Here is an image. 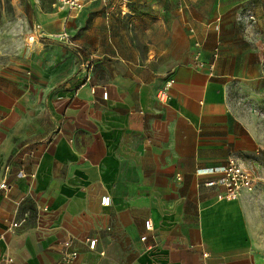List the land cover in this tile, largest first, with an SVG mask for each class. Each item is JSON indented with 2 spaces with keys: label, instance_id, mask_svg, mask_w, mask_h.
I'll use <instances>...</instances> for the list:
<instances>
[{
  "label": "crops",
  "instance_id": "crops-1",
  "mask_svg": "<svg viewBox=\"0 0 264 264\" xmlns=\"http://www.w3.org/2000/svg\"><path fill=\"white\" fill-rule=\"evenodd\" d=\"M168 2L38 14L0 76V264H56L69 241L72 264H262L264 0ZM231 157L255 179L235 198L199 176Z\"/></svg>",
  "mask_w": 264,
  "mask_h": 264
},
{
  "label": "rangeland",
  "instance_id": "rangeland-1",
  "mask_svg": "<svg viewBox=\"0 0 264 264\" xmlns=\"http://www.w3.org/2000/svg\"><path fill=\"white\" fill-rule=\"evenodd\" d=\"M167 0V8H168ZM181 6V3H178ZM65 10L60 0H0V76L13 75L15 71L21 69V65L27 62L24 52L27 48L37 43L30 42L31 35L34 34L37 26L38 14L42 12H56ZM264 41V36L262 37ZM264 104V101H263ZM258 119L263 124L264 129V105L256 107ZM264 160V151L262 153ZM262 193L258 197L257 203L260 208V220L262 223V264H264V177Z\"/></svg>",
  "mask_w": 264,
  "mask_h": 264
},
{
  "label": "built area",
  "instance_id": "built-area-1",
  "mask_svg": "<svg viewBox=\"0 0 264 264\" xmlns=\"http://www.w3.org/2000/svg\"><path fill=\"white\" fill-rule=\"evenodd\" d=\"M64 7L68 8L70 11L81 10L83 9L89 0H60ZM249 19H254L253 15H249ZM243 20V18H239ZM264 26V19L262 20ZM44 38L43 34L39 29L34 31V34L30 37V42L34 43L40 41ZM50 40L58 42L64 45L72 44V36L64 31L62 33H57L49 37ZM200 47L199 43L195 44V48ZM199 58V53L195 54V59ZM94 65V59L89 58L83 64L85 69H91ZM104 97H107V94L104 93ZM18 176H23V173L20 172ZM199 176H204L206 178L205 185L208 187H219L223 190V195L228 198H235L243 190L252 191L255 188V179L253 178L251 172L244 166V164L237 159L236 157H231L228 161V164L219 169L209 170L199 173ZM8 187L7 183H1L0 188L6 189ZM111 203V198L109 196H104L101 199V204L104 206H109ZM18 223H14L13 227H17ZM152 222L150 220L145 222L146 229L150 230ZM143 240L146 237L142 238ZM97 240H90L89 247L90 249H95ZM66 249L64 250L60 261L56 264H72L73 260L78 256V253L74 250H69L71 242L65 244Z\"/></svg>",
  "mask_w": 264,
  "mask_h": 264
}]
</instances>
